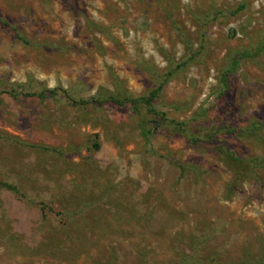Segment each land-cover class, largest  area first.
<instances>
[{"label": "rangeland", "instance_id": "rangeland-1", "mask_svg": "<svg viewBox=\"0 0 264 264\" xmlns=\"http://www.w3.org/2000/svg\"><path fill=\"white\" fill-rule=\"evenodd\" d=\"M0 264H264V0H0Z\"/></svg>", "mask_w": 264, "mask_h": 264}, {"label": "trees", "instance_id": "trees-1", "mask_svg": "<svg viewBox=\"0 0 264 264\" xmlns=\"http://www.w3.org/2000/svg\"><path fill=\"white\" fill-rule=\"evenodd\" d=\"M158 91H159V88H157L155 91H152L151 92L152 95H150V97H148L147 99H144V98H138V99H134V98H132V99H128V98L117 99L114 96H109V97H107V100H110V101H112L114 103H117V104H124L127 101H134V102L138 101L140 103H142L144 101V105L145 106H149L150 102H151V98H153L155 96V94H157ZM56 93H57V88H52V89H46V90H42V91L35 92V93L25 92L23 94L26 95V96H37L40 99H45L47 97L54 96ZM9 94H11L12 96H15V92H13V91H9ZM90 101L100 102V101H97V99L94 98V97L90 98ZM90 101L81 100L80 102L83 103V104H86V103H88ZM95 146L98 147V145H95ZM7 187L10 188L9 186H7Z\"/></svg>", "mask_w": 264, "mask_h": 264}]
</instances>
